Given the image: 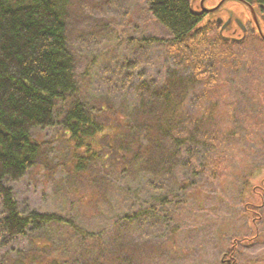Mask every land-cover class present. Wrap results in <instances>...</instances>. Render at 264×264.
<instances>
[{"label":"rangeland","instance_id":"374dc122","mask_svg":"<svg viewBox=\"0 0 264 264\" xmlns=\"http://www.w3.org/2000/svg\"><path fill=\"white\" fill-rule=\"evenodd\" d=\"M147 1L67 0L68 44L87 104L118 101L120 93L136 91L145 80L158 85L175 70L190 74L161 43L144 40L172 37ZM191 1L201 8V0ZM226 8L246 24L245 5L229 0ZM214 19H205L204 52L216 85L198 111L204 141L195 156L183 149L171 173L155 181L163 188L155 189L136 178L139 166L93 162L76 172L61 126L35 129L38 162L8 185L21 210L59 214L85 236L52 224L10 243L0 240V264H264V43L251 29L245 42L220 43ZM134 215L139 218H129Z\"/></svg>","mask_w":264,"mask_h":264},{"label":"trees","instance_id":"16d2710c","mask_svg":"<svg viewBox=\"0 0 264 264\" xmlns=\"http://www.w3.org/2000/svg\"><path fill=\"white\" fill-rule=\"evenodd\" d=\"M147 2L154 18L172 37L144 40L161 43L178 67L185 66L190 74L175 70L158 85L145 80L136 91L120 93L118 101L108 99L94 107L79 95L75 56L67 38V0H0L2 242L40 233L52 224L69 226L85 236L71 219L59 214L21 210L8 185L25 177L38 162L42 147L33 136L35 129L61 126L74 148L76 172H85L93 162L102 167L122 164L124 170L139 166L133 170L136 178L148 179L155 189L160 186L155 181L160 177L161 182L171 173L177 164L173 159L180 158L183 149L189 157L195 156L204 141L199 112L216 85L204 52L210 21H205L207 14L191 0ZM217 39L234 43L220 33ZM214 42H210L213 54ZM226 50V55H232L230 48ZM217 87L219 84L215 90ZM191 99L194 103L189 105ZM51 264L60 263L54 259Z\"/></svg>","mask_w":264,"mask_h":264},{"label":"flooded vegetation","instance_id":"af4514ba","mask_svg":"<svg viewBox=\"0 0 264 264\" xmlns=\"http://www.w3.org/2000/svg\"><path fill=\"white\" fill-rule=\"evenodd\" d=\"M207 1L208 0H206V2L204 3V6H206L207 9L215 8L221 2V0H218L215 3L208 5ZM226 2L223 4L221 3L219 8H218V11H215L212 15L215 18L214 20L216 21V23L219 25L220 30L225 25L227 20L229 18H232L231 22L229 24H227L225 26V28L223 29V32L225 33V35L232 38L231 41H233L234 43H241L244 40H246L247 38H250V36L248 35L250 29L254 32H257V36H258V34H260V31H259V28H260L261 32L264 34V0H254V1L253 0L252 1L241 0L240 1L243 5H245V7L247 9L246 14L244 11H242L243 14L246 16H249V19H248L249 21L247 20L246 24H245V22L243 23L245 26L244 30L237 23V20H236V15H238L237 12L229 10L228 8H226ZM248 4H251L255 8V14H256L255 17L252 14V11H251ZM200 9H202V8H200ZM204 12L207 14V19H208L210 13L206 12L205 10H204ZM218 19H222V22L218 23ZM227 30H229V31H227ZM258 38L260 39V41H262L264 43V38L261 35L258 36Z\"/></svg>","mask_w":264,"mask_h":264},{"label":"water","instance_id":"95a60500","mask_svg":"<svg viewBox=\"0 0 264 264\" xmlns=\"http://www.w3.org/2000/svg\"><path fill=\"white\" fill-rule=\"evenodd\" d=\"M204 1L205 0H201V8L203 9V10H205L206 12H208V13H210V16H213L212 14L215 12V11H218V8H219V6H220V4L222 3H225L226 1H229V0H223L218 6H216L215 8H211V9H207L205 6H204ZM238 1H241V0H238ZM249 5V7H250V9H251V11H252V14L254 15V17L256 16V14H255V8L251 5V4H248ZM231 19L232 18H229L228 20H227V22L225 23V25L221 28V31H220V34H221V36L223 37V38H225L226 40H231L232 38H230V37H228V36H224L223 35V29L225 28V26L227 25V24H229L230 22H231ZM237 20V23L240 25V27H242L243 28V30L245 29V26H244V24L237 18L236 19ZM222 22V19H218V23H221ZM259 31H260V35L264 38V34L261 32V29L259 28Z\"/></svg>","mask_w":264,"mask_h":264}]
</instances>
